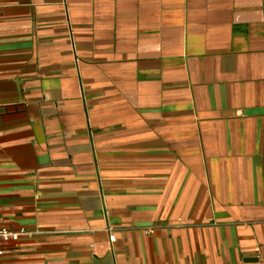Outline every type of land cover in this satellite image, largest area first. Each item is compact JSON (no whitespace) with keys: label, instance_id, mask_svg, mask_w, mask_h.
I'll return each mask as SVG.
<instances>
[{"label":"crops","instance_id":"1","mask_svg":"<svg viewBox=\"0 0 264 264\" xmlns=\"http://www.w3.org/2000/svg\"><path fill=\"white\" fill-rule=\"evenodd\" d=\"M0 227V264H264V0H0Z\"/></svg>","mask_w":264,"mask_h":264},{"label":"built area","instance_id":"2","mask_svg":"<svg viewBox=\"0 0 264 264\" xmlns=\"http://www.w3.org/2000/svg\"><path fill=\"white\" fill-rule=\"evenodd\" d=\"M150 231L151 229L147 230V232H150ZM25 233L26 231L23 228L19 230H10L5 227H0V258L5 253V249L1 245L10 243V242H16L19 239V237Z\"/></svg>","mask_w":264,"mask_h":264}]
</instances>
